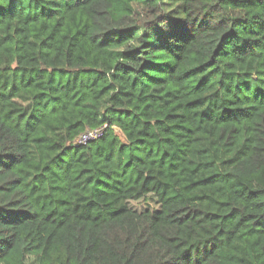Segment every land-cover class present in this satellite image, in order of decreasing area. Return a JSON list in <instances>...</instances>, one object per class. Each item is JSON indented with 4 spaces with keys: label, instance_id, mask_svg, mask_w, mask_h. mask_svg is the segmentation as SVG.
<instances>
[{
    "label": "trees",
    "instance_id": "obj_1",
    "mask_svg": "<svg viewBox=\"0 0 264 264\" xmlns=\"http://www.w3.org/2000/svg\"><path fill=\"white\" fill-rule=\"evenodd\" d=\"M0 264H264V0H0Z\"/></svg>",
    "mask_w": 264,
    "mask_h": 264
},
{
    "label": "rangeland",
    "instance_id": "obj_2",
    "mask_svg": "<svg viewBox=\"0 0 264 264\" xmlns=\"http://www.w3.org/2000/svg\"><path fill=\"white\" fill-rule=\"evenodd\" d=\"M115 133L118 135V137L120 139H122L120 131L115 129ZM128 204H129V206H131L132 208L137 209V210H142L144 208L153 209V208H156L158 206L156 203V199L151 195H148L147 197L140 199V200H137V201H129Z\"/></svg>",
    "mask_w": 264,
    "mask_h": 264
},
{
    "label": "built area",
    "instance_id": "obj_3",
    "mask_svg": "<svg viewBox=\"0 0 264 264\" xmlns=\"http://www.w3.org/2000/svg\"><path fill=\"white\" fill-rule=\"evenodd\" d=\"M103 130L104 127L96 129H87L79 135V137L75 140L74 144H83L87 141L98 139L102 136Z\"/></svg>",
    "mask_w": 264,
    "mask_h": 264
}]
</instances>
